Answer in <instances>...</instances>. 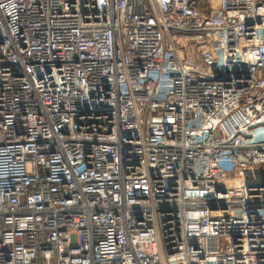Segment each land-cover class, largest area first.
Returning <instances> with one entry per match:
<instances>
[{"label": "built area", "instance_id": "obj_1", "mask_svg": "<svg viewBox=\"0 0 264 264\" xmlns=\"http://www.w3.org/2000/svg\"><path fill=\"white\" fill-rule=\"evenodd\" d=\"M261 167L264 0H0V264H264Z\"/></svg>", "mask_w": 264, "mask_h": 264}, {"label": "rangeland", "instance_id": "obj_2", "mask_svg": "<svg viewBox=\"0 0 264 264\" xmlns=\"http://www.w3.org/2000/svg\"><path fill=\"white\" fill-rule=\"evenodd\" d=\"M257 170H258V173H259L260 171H261V172H264V168H262V167H261V168H258ZM255 173L257 174V172H255Z\"/></svg>", "mask_w": 264, "mask_h": 264}]
</instances>
